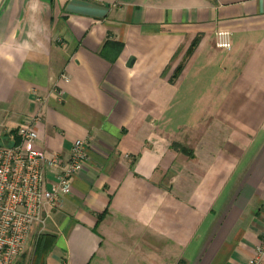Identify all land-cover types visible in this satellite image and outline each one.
I'll use <instances>...</instances> for the list:
<instances>
[{
  "label": "crops",
  "instance_id": "0c3cea01",
  "mask_svg": "<svg viewBox=\"0 0 264 264\" xmlns=\"http://www.w3.org/2000/svg\"><path fill=\"white\" fill-rule=\"evenodd\" d=\"M32 119L35 149L87 145L39 233L56 264H246L264 233V0H0V146Z\"/></svg>",
  "mask_w": 264,
  "mask_h": 264
},
{
  "label": "built area",
  "instance_id": "2783aa9c",
  "mask_svg": "<svg viewBox=\"0 0 264 264\" xmlns=\"http://www.w3.org/2000/svg\"><path fill=\"white\" fill-rule=\"evenodd\" d=\"M215 45L229 49V33L215 34ZM18 142L0 146V264H14L24 252L33 228L40 233L51 209L59 206L70 192L71 181L87 157V145L75 139L68 155L33 148L36 139L35 120L15 130ZM48 167L57 168L54 178H46ZM264 257V233L246 264H260Z\"/></svg>",
  "mask_w": 264,
  "mask_h": 264
},
{
  "label": "rangeland",
  "instance_id": "374dc122",
  "mask_svg": "<svg viewBox=\"0 0 264 264\" xmlns=\"http://www.w3.org/2000/svg\"><path fill=\"white\" fill-rule=\"evenodd\" d=\"M33 228L26 242L24 252L14 264H56L50 253H44V238L40 237L41 234L35 233Z\"/></svg>",
  "mask_w": 264,
  "mask_h": 264
},
{
  "label": "trees",
  "instance_id": "16d2710c",
  "mask_svg": "<svg viewBox=\"0 0 264 264\" xmlns=\"http://www.w3.org/2000/svg\"><path fill=\"white\" fill-rule=\"evenodd\" d=\"M12 132H14L15 133V131H12ZM15 137V139H16V142L18 141V139H17V137L16 136H14ZM16 142H13L12 144H14V143H16Z\"/></svg>",
  "mask_w": 264,
  "mask_h": 264
}]
</instances>
